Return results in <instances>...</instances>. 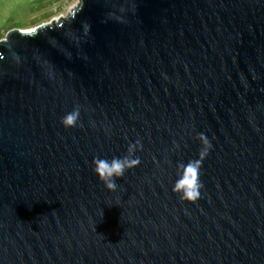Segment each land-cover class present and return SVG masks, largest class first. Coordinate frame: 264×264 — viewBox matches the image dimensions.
I'll return each instance as SVG.
<instances>
[{
    "label": "water",
    "instance_id": "obj_1",
    "mask_svg": "<svg viewBox=\"0 0 264 264\" xmlns=\"http://www.w3.org/2000/svg\"><path fill=\"white\" fill-rule=\"evenodd\" d=\"M199 133L190 203L172 189ZM136 140L107 190L93 159ZM0 264H264V0H78L8 30Z\"/></svg>",
    "mask_w": 264,
    "mask_h": 264
},
{
    "label": "clouds",
    "instance_id": "obj_2",
    "mask_svg": "<svg viewBox=\"0 0 264 264\" xmlns=\"http://www.w3.org/2000/svg\"><path fill=\"white\" fill-rule=\"evenodd\" d=\"M80 119V108L76 106L71 112L61 118V124L65 128L76 127ZM196 139L200 142L201 148L197 158L179 163L177 165L178 179L174 182L173 192L178 193L182 201L195 203L200 199L201 189L204 187L200 176L204 159L208 156L212 144L207 136L203 133L197 134ZM143 145L140 140L130 143L127 148V154L121 157H113L110 161L105 158L96 157L93 159V171L103 182L107 190L116 192L118 185L116 181L122 178L126 171L138 167L141 163L134 154L142 150ZM56 211V210H53Z\"/></svg>",
    "mask_w": 264,
    "mask_h": 264
},
{
    "label": "rangeland",
    "instance_id": "obj_3",
    "mask_svg": "<svg viewBox=\"0 0 264 264\" xmlns=\"http://www.w3.org/2000/svg\"><path fill=\"white\" fill-rule=\"evenodd\" d=\"M78 0H0V38L15 27L34 28L69 11Z\"/></svg>",
    "mask_w": 264,
    "mask_h": 264
},
{
    "label": "bare ground",
    "instance_id": "obj_4",
    "mask_svg": "<svg viewBox=\"0 0 264 264\" xmlns=\"http://www.w3.org/2000/svg\"><path fill=\"white\" fill-rule=\"evenodd\" d=\"M61 17V16H60ZM59 17V18H60ZM59 18H55V19H53L54 21H57ZM32 29H34V28H29V29H23V31H31Z\"/></svg>",
    "mask_w": 264,
    "mask_h": 264
}]
</instances>
